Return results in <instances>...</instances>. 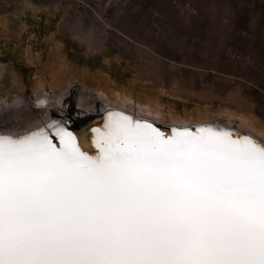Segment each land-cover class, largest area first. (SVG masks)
I'll list each match as a JSON object with an SVG mask.
<instances>
[{
	"label": "snow or ice",
	"instance_id": "obj_1",
	"mask_svg": "<svg viewBox=\"0 0 264 264\" xmlns=\"http://www.w3.org/2000/svg\"><path fill=\"white\" fill-rule=\"evenodd\" d=\"M109 117L0 138V264H264V144Z\"/></svg>",
	"mask_w": 264,
	"mask_h": 264
},
{
	"label": "rangeland",
	"instance_id": "obj_2",
	"mask_svg": "<svg viewBox=\"0 0 264 264\" xmlns=\"http://www.w3.org/2000/svg\"><path fill=\"white\" fill-rule=\"evenodd\" d=\"M0 15L22 23L20 39L0 24V116L10 121L8 108L19 97L37 103L35 95L60 119L76 121L87 113L78 104L84 93L87 106L106 98L163 123L264 124V0H0ZM53 31L56 43L47 42ZM99 35L103 51L88 50ZM86 67L97 81L79 76ZM51 72H62L64 82L42 84ZM159 89L167 104L159 115L158 106L140 111L126 98ZM51 96H63L60 105Z\"/></svg>",
	"mask_w": 264,
	"mask_h": 264
},
{
	"label": "bare ground",
	"instance_id": "obj_3",
	"mask_svg": "<svg viewBox=\"0 0 264 264\" xmlns=\"http://www.w3.org/2000/svg\"><path fill=\"white\" fill-rule=\"evenodd\" d=\"M26 4H23V7ZM12 18V17H11ZM9 18L7 15H0V24L1 23H8V30L10 31V34L12 37L20 39L21 34H22V23H20V19L16 18ZM9 22H12V24L9 26ZM6 33V32H5ZM55 32H51L46 36V41L47 42H55L57 39L55 37ZM101 35L97 37L94 41L91 39L89 42L86 43V47L88 50L92 52H99L103 51L104 44L103 40L101 39ZM56 43V42H55ZM53 45H56V44ZM25 58L29 61V63H35V58L32 54L28 53ZM45 61V60H44ZM42 65V64H41ZM1 67V66H0ZM41 68V67H40ZM1 71H0V76H1ZM79 76L82 77H87L91 81H97L99 79L98 74H92L89 68H82L78 72ZM42 84L47 83L55 86L59 85L62 82H64V74L62 72H51L50 79L42 78ZM101 82L103 81L102 79L100 80ZM20 82V81H19ZM100 83V82H99ZM21 85V84H20ZM103 86L105 89H110L111 88V83H109L108 80L103 81ZM131 89V88H130ZM137 90V89H136ZM157 93L156 95L152 97H143L138 93L137 91L130 90V95H126L128 100L132 99L133 101H136L138 106L140 107V111L142 109L141 106H144L145 108L152 107V109H156L155 105L158 106V109H156V114H162V111L160 109L161 106H167V104L163 101H161V98L163 97L162 90H156ZM153 92V90H152ZM46 95V94H45ZM153 95V94H152ZM35 102H29L27 98L25 97H19L15 103L10 106L8 109L11 111L9 115L11 114L13 119L10 121L8 117L1 115V122L3 123L0 124V134H7L5 137H0V138H12V139H18V138H25L28 137L34 133H39L41 131L44 132H54L57 128H63L62 122L60 117H58L57 114H54V111L52 109H49L48 106H43V101H45V96L43 95H35ZM147 96V95H146ZM55 99L54 104H59L61 101V98L63 97H55L51 96ZM125 98V97H124ZM104 99V98H102ZM104 99L105 103L109 104H114L117 108L116 109H111V108H106L105 114L99 115V117H92L91 112L94 108V103L92 101L91 106H87L91 104V102L88 103L87 97L84 96V93H81V95L78 98V104L83 105L85 107L84 109L87 110V113L85 112L83 116H80L78 121H86L87 125L83 127L82 130L78 131V137L81 139V142L85 144L87 148H91L94 144H97V142L100 139V133H104L107 131L106 125L109 122V114L113 113H122L119 111L120 109L122 111H127L129 114H126L128 116H131L133 120H137L136 117L144 116L143 114L141 115L140 113H137L138 110L135 108L129 109L125 108L117 103L112 102L110 99ZM60 105V104H59ZM107 106V105H106ZM4 107L2 110L4 111ZM64 110V109H62ZM131 110V111H130ZM146 110V109H145ZM171 117H176L177 115L168 107L166 109ZM165 111V110H164ZM167 113V112H166ZM179 113V112H178ZM229 113H231L229 111ZM4 114V113H3ZM7 114V113H6ZM51 114H54L53 116ZM124 114V113H123ZM183 114V113H181ZM3 116V117H2ZM135 116V117H134ZM249 116V115H248ZM91 117V119H87ZM246 117V116H245ZM7 118V119H6ZM246 119V118H245ZM242 120V119H241ZM185 121V120H184ZM216 121L217 127L212 126L211 124H208L207 126H212L214 129L218 130H224V131H229L227 130L228 127L234 128L233 133L234 135H237L238 133H244L240 134L238 137L242 138L244 136L249 137L252 140L259 141L260 144H264V124H261L259 122H255V126L253 127V130L250 129V126L245 125L243 122H237L236 124H232L231 119H222V120H209V122ZM89 122V123H88ZM143 122V121H142ZM249 122V121H248ZM186 123V122H182ZM190 123V122H188ZM180 125V124H179ZM201 127V125L199 126ZM220 127V128H219ZM258 131L260 133H258ZM234 136L233 138H238ZM94 139V140H93ZM94 151L96 154H98L99 149L97 147H94Z\"/></svg>",
	"mask_w": 264,
	"mask_h": 264
},
{
	"label": "water",
	"instance_id": "obj_4",
	"mask_svg": "<svg viewBox=\"0 0 264 264\" xmlns=\"http://www.w3.org/2000/svg\"><path fill=\"white\" fill-rule=\"evenodd\" d=\"M89 118H91V117H89ZM89 123V122H88ZM86 125H87V123H86ZM82 130V129H81ZM94 140V139H93Z\"/></svg>",
	"mask_w": 264,
	"mask_h": 264
}]
</instances>
